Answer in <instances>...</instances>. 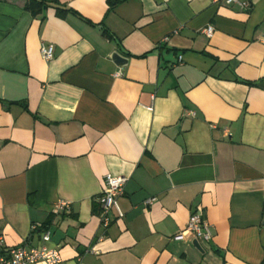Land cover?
<instances>
[{
    "label": "crops",
    "instance_id": "obj_1",
    "mask_svg": "<svg viewBox=\"0 0 264 264\" xmlns=\"http://www.w3.org/2000/svg\"><path fill=\"white\" fill-rule=\"evenodd\" d=\"M247 1L0 0L5 249L48 230L67 264H264V0ZM107 174L126 181L104 226ZM195 211L203 251L175 239Z\"/></svg>",
    "mask_w": 264,
    "mask_h": 264
},
{
    "label": "built area",
    "instance_id": "obj_2",
    "mask_svg": "<svg viewBox=\"0 0 264 264\" xmlns=\"http://www.w3.org/2000/svg\"><path fill=\"white\" fill-rule=\"evenodd\" d=\"M226 2L238 3L240 6L246 8L250 6V2L247 0H226ZM212 31V26H207L205 28V32L208 35H210ZM261 42L264 43V36L261 37ZM39 52L44 60L49 61L54 57V46L42 42ZM125 181L126 178L124 176H112L111 174L105 176V186L98 198L104 226L110 223L109 212L111 209H116L119 217L123 216V213L119 209L117 198L123 193ZM154 201V197L148 198L145 201V205H150ZM53 208L57 211H69V204L65 201H59ZM184 233L191 234L197 240L209 241L212 237L210 225L202 219L201 213L198 211L191 214L185 230L176 235L175 239H182ZM40 240L41 242L37 246L26 247L18 245L5 249L3 237L0 236V264H67L62 259L57 247L50 248L46 246V243L50 241V232L48 230L43 232Z\"/></svg>",
    "mask_w": 264,
    "mask_h": 264
},
{
    "label": "trees",
    "instance_id": "obj_3",
    "mask_svg": "<svg viewBox=\"0 0 264 264\" xmlns=\"http://www.w3.org/2000/svg\"><path fill=\"white\" fill-rule=\"evenodd\" d=\"M57 1V0H55ZM111 6L114 4L113 2L111 3ZM46 4V0H29V2L26 4V9L30 11L33 14H37L41 11L42 7ZM59 10V8H58ZM60 11L65 12V10L60 9ZM103 33L107 36H110L109 33H107L106 30H103ZM47 224H42L41 227L45 228Z\"/></svg>",
    "mask_w": 264,
    "mask_h": 264
},
{
    "label": "water",
    "instance_id": "obj_4",
    "mask_svg": "<svg viewBox=\"0 0 264 264\" xmlns=\"http://www.w3.org/2000/svg\"><path fill=\"white\" fill-rule=\"evenodd\" d=\"M111 57L118 65L122 66L127 63V59L123 57L122 55H120L118 52H113ZM193 244L196 246V248H198L199 250H202L200 242L197 239H194Z\"/></svg>",
    "mask_w": 264,
    "mask_h": 264
}]
</instances>
